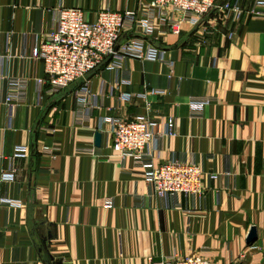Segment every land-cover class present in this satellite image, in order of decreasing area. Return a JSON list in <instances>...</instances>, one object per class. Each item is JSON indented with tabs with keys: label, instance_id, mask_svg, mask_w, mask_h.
<instances>
[{
	"label": "crops",
	"instance_id": "0c3cea01",
	"mask_svg": "<svg viewBox=\"0 0 264 264\" xmlns=\"http://www.w3.org/2000/svg\"><path fill=\"white\" fill-rule=\"evenodd\" d=\"M254 1L239 4L248 9ZM142 2L149 0H0L4 70L29 84L28 102L11 121L0 78V168H10L15 147L28 149L15 161V181L0 182V264H162L195 255L212 264H264V20L233 24L215 10L198 26L147 39L170 65L130 58L110 70L106 61L55 95L37 93L36 79L46 74L33 51L53 31L57 8H82L93 22L104 10ZM86 83L97 107L80 127L74 112ZM207 96L215 102L192 119L190 99ZM147 115L176 119L178 135L147 151L156 165L193 159L205 174L202 197L161 198L132 158L117 162L103 120ZM53 145L61 150L51 157L44 151ZM251 230L256 238L248 243Z\"/></svg>",
	"mask_w": 264,
	"mask_h": 264
},
{
	"label": "built area",
	"instance_id": "2783aa9c",
	"mask_svg": "<svg viewBox=\"0 0 264 264\" xmlns=\"http://www.w3.org/2000/svg\"><path fill=\"white\" fill-rule=\"evenodd\" d=\"M217 10L222 21L238 23L243 17L264 20V0H255L248 9H243L239 0L221 3L220 0H149L142 2L137 9L113 12L109 9L100 12L93 22H88L82 8L56 9L55 27L46 41L33 51V58L43 61L45 79H36L37 93L55 95L71 84L84 79L89 73L108 62V69L121 68L127 59L159 62L170 65L166 52L148 42V38L157 34L167 35L169 32L179 34L185 24L200 25L204 18ZM206 31L213 35L215 31ZM125 36V41L121 42ZM7 57L1 54L0 34V78L7 80V96L5 105L8 117L12 121L14 110L20 104L28 102V79L8 77L4 70ZM129 83V80L126 81ZM44 86L46 88L44 89ZM152 93L163 95L164 90L155 89ZM96 96L86 83L77 91L74 123L76 126L88 127L96 109ZM130 98L124 94L123 99ZM146 101V94L140 95ZM215 97L191 98L189 103L192 119H202L205 108L215 102ZM149 109V108H147ZM111 127L113 139L112 149L116 153L117 162L124 163L128 158L134 160L137 168L145 171V179L155 188L161 198L183 194L202 197L205 192L203 169L193 159L185 162L169 161L156 165L154 156L147 151L150 143H158L164 138L178 135L177 122L174 117L154 120L147 116H139L132 120L121 117H106L103 120ZM58 145L50 146L44 153L51 157L59 153ZM93 153V150H92ZM28 155L26 147H15L9 158L10 168H0V182L15 181L17 169L15 161ZM3 157H0L2 160ZM211 178H215L211 176ZM3 205H17L18 202L2 199ZM113 206V201L106 203ZM243 257V255H241ZM162 264H212L202 256L183 258L169 257Z\"/></svg>",
	"mask_w": 264,
	"mask_h": 264
},
{
	"label": "water",
	"instance_id": "95a60500",
	"mask_svg": "<svg viewBox=\"0 0 264 264\" xmlns=\"http://www.w3.org/2000/svg\"><path fill=\"white\" fill-rule=\"evenodd\" d=\"M100 138L101 136L98 134L96 136V145H99L100 144ZM256 236H255V232L254 230H251L250 233L248 234V237H247V242L250 243L252 242L253 240H255ZM46 242V241H45ZM54 264H62V262L60 261H55Z\"/></svg>",
	"mask_w": 264,
	"mask_h": 264
}]
</instances>
